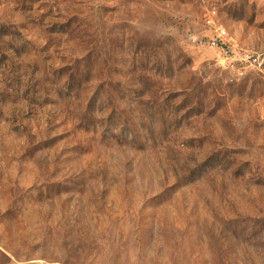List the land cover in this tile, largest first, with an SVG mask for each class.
Returning a JSON list of instances; mask_svg holds the SVG:
<instances>
[{
    "label": "rangeland",
    "instance_id": "374dc122",
    "mask_svg": "<svg viewBox=\"0 0 264 264\" xmlns=\"http://www.w3.org/2000/svg\"><path fill=\"white\" fill-rule=\"evenodd\" d=\"M50 261L264 264V0H0V264Z\"/></svg>",
    "mask_w": 264,
    "mask_h": 264
},
{
    "label": "built area",
    "instance_id": "2783aa9c",
    "mask_svg": "<svg viewBox=\"0 0 264 264\" xmlns=\"http://www.w3.org/2000/svg\"><path fill=\"white\" fill-rule=\"evenodd\" d=\"M222 32V30H221ZM227 56H225L226 58ZM229 59H236L238 60L240 63H243L245 65H250V66H257L259 67L262 64V60L263 58H261L260 53L259 52H253L247 49H243L239 52H236V54H232L230 55ZM229 60V61H230ZM227 65L232 66L233 64L231 62H227ZM46 264H60L57 261H50V262H46Z\"/></svg>",
    "mask_w": 264,
    "mask_h": 264
}]
</instances>
